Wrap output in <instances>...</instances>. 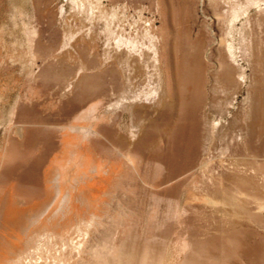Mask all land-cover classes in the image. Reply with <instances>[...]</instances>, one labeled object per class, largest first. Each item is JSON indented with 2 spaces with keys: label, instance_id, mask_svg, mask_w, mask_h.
Masks as SVG:
<instances>
[{
  "label": "rangeland",
  "instance_id": "374dc122",
  "mask_svg": "<svg viewBox=\"0 0 264 264\" xmlns=\"http://www.w3.org/2000/svg\"><path fill=\"white\" fill-rule=\"evenodd\" d=\"M0 264H264V0H0Z\"/></svg>",
  "mask_w": 264,
  "mask_h": 264
},
{
  "label": "bare ground",
  "instance_id": "6f19581e",
  "mask_svg": "<svg viewBox=\"0 0 264 264\" xmlns=\"http://www.w3.org/2000/svg\"><path fill=\"white\" fill-rule=\"evenodd\" d=\"M158 54H159L158 48L156 46H151V48H149L147 51H145L144 58H138L137 57V55L134 52L133 46L127 45V46H124L122 48L117 49V51H116L115 60L118 64V66L122 69L123 78L125 80L124 81L125 83H129V81L131 79L134 80L136 78L135 76L139 73V69L141 66L144 67L147 70V72L150 73V75L152 76L153 85L149 88V91L147 93H145V99H144L145 101L142 100L143 102H146V101H148V102L152 101L153 102L156 98L159 99V97L163 96L164 92H165L164 84L162 81V76H161V73L159 71L160 66L158 67V65H159ZM123 58H125V64L121 63V59H123ZM106 61H109V59H107ZM182 76L184 77V75H182ZM188 76H194L196 79L197 77H199V74H197L196 70H194V71L189 72ZM183 77L181 78V82L184 84L188 83V81H186V80L184 81ZM227 80H229V78ZM197 86H199V85H197ZM199 88H200V86H199ZM199 94H200V89L198 91V95ZM139 96H140V94L129 95L127 97V100L130 101L134 98H137L139 100ZM197 98H199V97L197 96ZM139 101H141V100H139ZM137 103H140V102L135 101L133 103V106ZM132 130H134V129H132ZM97 182H98V179L97 180L93 179V180H90L87 183V185L90 187L96 186Z\"/></svg>",
  "mask_w": 264,
  "mask_h": 264
}]
</instances>
